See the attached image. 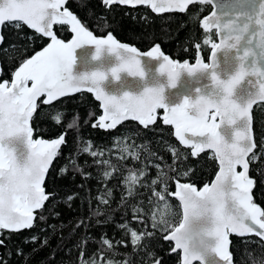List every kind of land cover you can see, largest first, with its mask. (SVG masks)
Listing matches in <instances>:
<instances>
[{"label":"snow or ice","instance_id":"snow-or-ice-1","mask_svg":"<svg viewBox=\"0 0 264 264\" xmlns=\"http://www.w3.org/2000/svg\"><path fill=\"white\" fill-rule=\"evenodd\" d=\"M103 2L113 5L117 0ZM215 2L118 0L122 5H148L156 13L178 11L182 14H187L186 9L194 3L203 6ZM64 3L65 0H0V45L4 39L3 29L9 26L17 31L27 26L51 39L42 51L21 61L10 83L0 82V236L4 230L30 229L35 219H44L42 215H34V211L42 210L51 198L44 187L45 174L50 166H54L53 158L60 155L61 146L66 144L67 131L73 130L78 123V110H75V118L69 117L67 123L46 113V118L62 128V134L51 140H34L33 126L29 122L34 121L38 111V98L46 96L43 105L51 111L54 104L60 103V98L86 89L95 94L103 109L93 127L115 130L122 122L131 120L143 126L139 131H155L160 120L157 111L163 110V125L173 126L179 145L187 146L191 151L185 153L172 146L171 162L150 164L145 161L152 160L156 152L144 150L143 144L152 142L146 136L135 137L141 139V147L125 145L115 160L105 158L103 151L91 150V142L84 147L83 154L90 153L92 160L88 167L98 170L99 182L106 185L116 179L127 193L121 197L125 219L116 222L126 238L114 245L104 234L98 253L90 254L86 244L83 250L77 246L73 264H162V257L156 258L152 243H159L161 236L165 241L175 242L171 252L182 253V264H234V256L229 251L230 234L242 238L244 245L250 243L246 239L248 234L264 238V210L253 202L254 180L249 178L250 165L264 159V141L258 145L254 139L252 115L257 101H264V0H258V3L257 0H237L239 10L213 11L200 20L203 46L211 47L210 63L199 54L194 64L188 60L178 63L164 55L158 44L144 53L150 60L158 62L156 73L165 77L163 81L157 77L149 81L148 69L135 47L118 43L112 34L97 38L67 8L60 11ZM54 24L71 25L75 36L67 43L58 39L53 32ZM213 30L219 36L218 43L213 41ZM84 45L94 46L92 60L107 53L114 57V62L107 67L101 65L74 73V50ZM10 47L15 49L16 46ZM195 47L202 49L200 43ZM122 74L140 81L135 90L123 87ZM182 74L194 78L196 86L191 93L169 96L166 89L176 88ZM109 80L120 82L122 87L106 89L103 84ZM244 83L248 87L238 91ZM64 115H67L66 107ZM89 115L94 116L93 113ZM206 149L213 152L210 159L218 161L216 178L202 188L194 182L181 183V179H190L195 174L196 165L188 164V159L195 158L199 163V157ZM69 160L73 168H79L77 174L84 180L92 178L91 173L83 175L86 169L79 165L78 158L69 154ZM237 166L243 170L237 171ZM150 167L155 168L156 175L150 184H146L144 181L149 175L146 169ZM182 167L187 170L181 171ZM61 172L67 174V168H62ZM173 180L174 193L170 190ZM140 189L151 192L148 205L156 211L150 212L143 205H132L130 222L146 223L150 219L151 231L131 230L126 222L129 218L126 202ZM98 191V207L93 214L97 217L102 215L99 205H110L114 189L105 186ZM172 197L179 200L182 215L171 205ZM76 198V194L67 197L68 201ZM97 225L102 226L103 221L98 219ZM76 227H84V221ZM37 240L36 236L31 238L33 243ZM3 245L4 240L0 239V246ZM129 245L130 258L115 251L118 246L128 248ZM261 247L264 249V240H261ZM17 254L23 255V252L18 250ZM0 264H5L2 258ZM252 264H264V251L253 253Z\"/></svg>","mask_w":264,"mask_h":264},{"label":"trees","instance_id":"trees-1","mask_svg":"<svg viewBox=\"0 0 264 264\" xmlns=\"http://www.w3.org/2000/svg\"><path fill=\"white\" fill-rule=\"evenodd\" d=\"M66 7L71 10L82 25L97 35L112 33L119 40L132 43L140 49H146L154 44L160 45L162 51L175 60H192L195 54V45L200 43L199 49L202 55L207 54L209 45L203 46L204 33L200 25V18L211 9L210 5H200L194 3L186 9L187 14L179 12L172 13H152L145 6L127 7L118 4L105 5L103 0H67ZM54 32L59 39H67L70 29L67 25H55ZM3 44L0 45V81H10L16 68L20 66L23 59H26L48 43V39L35 33V31L23 27L17 31L13 27L3 29ZM213 32V41L215 40ZM15 45V49L10 46ZM7 50V51H6ZM206 59V58H205ZM264 103H257L253 106V134L259 145L264 141ZM67 115H64V108ZM75 110L79 112L78 123L73 130L67 131V142L61 146L60 155L54 157L53 165L50 166L46 174L44 185L46 194L50 199L46 201L42 210H37L36 214L42 215L43 220L35 219L34 226L30 229L18 232L4 230L0 239L4 240V245L0 246V258L5 264H73L77 258V246L83 250L87 245L88 252L98 253L102 244L104 234L111 239L114 245H118L126 237L116 222L125 219V208L121 206L122 195H127L120 187L116 179H112L106 185L99 182L98 170L95 167L89 168L92 163L89 154H83V148L91 142L93 151H103L105 158L115 160L122 154L125 145L135 144L141 147V139L147 137L152 141L143 144L145 151H155L156 156L145 163L155 164L164 161L171 162V147H178L182 152L190 153L191 149L179 145L173 135V126L163 125L160 117V110L157 116L160 118L155 125V131H139L143 128L138 123L128 120L118 126L115 130L100 129L93 127V120L98 117L100 109L98 103L88 92L71 94L65 98H60V103L48 107L43 105V99H38V111L34 114L33 136L42 138L58 137L62 134V128L56 127L55 123L45 117L48 113L50 117H59L67 123L69 117L75 118ZM93 113L94 116H90ZM88 121V123H85ZM259 151V148L257 149ZM69 154L73 158H78L79 165L84 166L86 171L83 175L91 173V179L84 180L79 172V168H73L69 160ZM126 154V153H125ZM213 155L207 151L199 157V163L195 158H189L187 163L196 165L195 174L190 179L181 181L194 182L197 187L208 182L214 175L217 165L215 159H210ZM161 158H163L161 160ZM87 162V164H85ZM143 165H136L142 167ZM67 168V174H62L61 169ZM249 176L254 180L252 189L253 202L264 210V159L259 163L250 165ZM187 170L182 167L181 171ZM102 171V170H101ZM111 171V169H109ZM148 179L144 181L150 184L155 178L154 167L147 168ZM81 185H83L81 187ZM114 189L113 198L109 206L99 205L102 215L99 217L93 214L97 211L98 201L96 197L100 194L98 189L104 187ZM174 180L170 184L173 191ZM89 190H91L90 195ZM76 194L77 198L68 201L69 195ZM151 192L147 189H140L139 192L126 203L128 205L129 218L126 221L130 224L131 230L144 229L151 231V220L146 223H135L131 221L132 205H143L148 211H156L149 208L148 200ZM174 210L180 215L179 203L175 198L170 199ZM163 210V208H161ZM114 217V219H113ZM103 221L102 226L97 225V220ZM84 221V227L77 228L76 225ZM33 236L38 237L37 242H31ZM250 241L247 245L241 243L242 238L230 235V253L234 256V264H252L253 253L260 254L264 249L261 247V240L254 235H247ZM45 241H47L45 243ZM155 256L162 257V264H180L179 254L172 253V244L165 241L161 236L159 243L153 241ZM23 252L18 255L17 251ZM117 253L130 258L131 245L128 248L116 247ZM120 259V256L116 257ZM198 264V263H195Z\"/></svg>","mask_w":264,"mask_h":264},{"label":"water","instance_id":"water-1","mask_svg":"<svg viewBox=\"0 0 264 264\" xmlns=\"http://www.w3.org/2000/svg\"><path fill=\"white\" fill-rule=\"evenodd\" d=\"M66 1L65 0V3L63 5H61V8H60V11H63L64 8H67L66 7ZM257 3H258V0H257ZM114 4H119L118 3V0L116 3ZM119 5H122V4H119ZM123 6H127V7H137V6H140V5H123ZM222 6V7H221ZM211 9L208 13L204 14L200 20L203 19V17L205 16H210L211 13L213 11H224V12H232V11H235V10H239L238 8V4H237V0H216L215 4H212L210 5ZM149 8L151 9V7L149 6ZM68 9V8H67ZM69 10V9H68ZM152 10V9H151ZM70 12H72L71 10H69ZM153 11V10H152ZM178 12V11H177ZM73 15H75L73 12H72ZM55 25H58V24H54ZM69 27L70 29V32H71V35L67 38V39H61L63 40L65 43L69 42L74 36H75V33H73L71 31V25H68V24H65ZM201 25V23H200ZM54 26H53V32H54ZM84 26V25H83ZM27 27V26H26ZM202 27V25H201ZM28 28V27H27ZM88 29V28H87ZM33 30V29H31ZM89 30V29H88ZM35 31V30H33ZM90 31V30H89ZM55 34V32H54ZM109 34H112V33H108V34H104V35H97V34H94L97 38H106L107 35ZM41 36H43L42 34H39ZM113 35V34H112ZM48 39V43L43 46L41 49H39L38 51L36 52H39V51H42L43 48H45L49 43H51V39L49 37H45ZM58 38V37H57ZM113 38L117 40L118 43H123V44H128L130 47H135L137 49V54H138V57L140 59H142L143 63H144V66L146 69H148V79L149 81L152 80L153 77H157L158 79L160 80H165V77H161V76H158V74L156 73V68L158 66V62L155 61V60H150L147 56L144 55V53H147L149 51L152 50L153 47H155L157 44H154L146 49H140L138 48L136 45L132 44V43H129V42H125V41H122V40H119L118 38H116L114 35H113ZM59 39V38H58ZM214 42H219V36L216 35V40ZM94 51V46L92 45H84V46H81L80 48L74 50V55L76 57V60H75V63L73 65V70H74V73H80L81 71H86L88 69H91V68H95V67H99L101 65L107 67L109 64H111L112 62H114V57L108 55L107 53L103 54L99 59L97 60H92L91 59V55ZM160 51L168 56L170 59L174 60L171 56H169L167 53H165L164 51H162V49L160 48ZM35 52V53H36ZM35 53H33L32 55H30L29 57H27L26 59L28 58H31V56L35 55ZM200 55V52L197 50L196 51V55H195V58L194 60L192 61H189L190 64H194L195 63V60H196V57L197 55ZM210 56H211V47L209 49V52H208V55H207V59H203L201 56L200 58L203 59L206 63H210ZM187 59H183V60H174V61H177L178 63H183V61H185ZM264 63V62H262ZM221 65L223 66V55L221 54ZM17 69V68H16ZM0 70H1V66H0ZM16 71V70H15ZM14 71V72H15ZM13 78V75L10 79V81L12 80ZM122 79L123 81L125 82L123 84V87H126V88H129L131 90H135L137 85L140 83V81L136 78H133V77H129V76H126V75H123L122 74ZM9 81V83H10ZM0 82H4V80H1ZM31 86V82H29V87ZM195 80L194 78H190L188 77L186 74H182L181 75V78H180V81L177 83V87L176 88H168L166 89V92L169 96H172L173 94H180V93H191L192 92V89L195 87ZM103 87H105L106 89L108 90H116L118 88H121L122 85L120 82H112V81H106L104 84H103ZM248 85L246 83L242 84L240 86V88L238 89V91L242 92L243 89L247 88ZM81 92H87L86 89H82ZM89 93V92H88ZM91 94L92 98L98 103V106H99V109H100V115L103 114V109L101 107V104L99 101H97L95 99V94L94 93H89ZM71 95V94H69ZM47 97L44 96L43 99H46ZM39 99V98H38ZM257 103H264V101H257ZM160 117L162 118L163 117V110H160ZM99 116L97 117L96 119V123H98V119H99ZM136 123H138V121H134ZM30 126H31V120H30ZM123 123V122H122ZM139 124V123H138ZM174 127H173V135H174ZM175 137V136H174ZM55 138H58V137H52V138H42L40 136H33V139L34 140H38V139H44V140H51V139H55ZM177 140V139H176ZM178 141V140H177ZM179 143V142H178ZM183 146V145H182ZM187 147V146H185ZM205 151L211 153L213 155V152L212 150H208L206 149ZM54 160V158H53ZM216 161V160H215ZM216 165H217V168H216V171L213 175V177L208 181V182H205V183H208L210 184L215 178H216V174L217 172L219 171V164H218V161H216ZM243 169L240 167V166H237V171H242ZM47 174V173H46ZM46 174H45V177H46ZM250 178V176H249ZM181 183H185V182H189V181H180ZM190 183V182H189ZM203 183L201 186H199L198 188H202L203 185L205 184ZM173 193L175 192V181H174V188H173ZM175 198V197H173ZM177 200V202L179 203V207H180V215H182V208L180 206V202L177 198H175ZM37 210L34 211V215H35V212ZM230 235H236L234 233L230 234ZM230 235H229V245H230ZM248 235H254V234H248ZM237 236V235H236ZM255 236V235H254ZM259 240H264V238H260V237H257ZM172 244V248L175 246V242H170ZM230 251V250H229ZM179 262L180 264H182V253L179 254ZM195 263H198V262H195Z\"/></svg>","mask_w":264,"mask_h":264},{"label":"flooded vegetation","instance_id":"flooded-vegetation-1","mask_svg":"<svg viewBox=\"0 0 264 264\" xmlns=\"http://www.w3.org/2000/svg\"><path fill=\"white\" fill-rule=\"evenodd\" d=\"M119 5V4H118ZM121 6H123V5H121ZM140 6H145V7H147L152 13H155V14H161V13H156V12H153L150 8H149V6L148 5H140ZM210 11V9L206 12V13H208ZM177 12V11H176ZM206 13H204V14H206ZM203 14V15H204ZM213 32H214V34H215V31L213 30ZM215 38H216V35H215ZM216 40V39H215ZM214 40V41H215ZM209 49H210V45H209V48H208V51H207V54H206V56L205 55H202L201 54V52H200V50L199 49H197L196 47H195V54H194V57H193V59L192 60H194V58H195V55H196V51L198 50L199 52H200V56L203 58V59H207V55H208V52H209ZM205 59V60H206ZM175 60V59H174ZM187 60H189V59H187ZM192 60H189V61H192ZM0 255H1V253H0Z\"/></svg>","mask_w":264,"mask_h":264},{"label":"rangeland","instance_id":"rangeland-1","mask_svg":"<svg viewBox=\"0 0 264 264\" xmlns=\"http://www.w3.org/2000/svg\"><path fill=\"white\" fill-rule=\"evenodd\" d=\"M99 114H100V113H99ZM99 114H98V115H99ZM96 119H97V117H95V119H94L93 121L95 122V121H96ZM95 123H96V122H95Z\"/></svg>","mask_w":264,"mask_h":264}]
</instances>
